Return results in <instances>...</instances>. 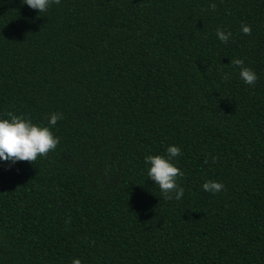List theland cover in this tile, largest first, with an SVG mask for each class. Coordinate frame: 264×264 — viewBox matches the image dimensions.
<instances>
[{
	"label": "trees",
	"instance_id": "1",
	"mask_svg": "<svg viewBox=\"0 0 264 264\" xmlns=\"http://www.w3.org/2000/svg\"><path fill=\"white\" fill-rule=\"evenodd\" d=\"M23 2L0 0V119L59 143L0 161V264H264V0ZM169 146L180 200L147 177Z\"/></svg>",
	"mask_w": 264,
	"mask_h": 264
},
{
	"label": "clouds",
	"instance_id": "2",
	"mask_svg": "<svg viewBox=\"0 0 264 264\" xmlns=\"http://www.w3.org/2000/svg\"><path fill=\"white\" fill-rule=\"evenodd\" d=\"M29 8L37 10L39 13L47 11L51 4H59L60 0H24L23 2ZM209 7L215 11L216 4L211 3ZM242 32L245 35H251V27L242 25ZM231 32H225L217 29L216 36L223 42L228 43ZM232 64L239 68V76L248 85H254L257 80L256 73L244 65L241 59H234ZM228 77L225 76L224 79ZM10 119H0V161L10 162H29L34 163L39 156H47L54 150L59 139L53 135L49 127L34 125L30 120L17 117L12 113L7 114ZM62 114L53 113L50 115L49 124L54 126ZM181 155L180 148L169 146L167 148V157L161 155H152L145 157V163L150 165L147 177L159 186L163 198L167 200H180L184 195L183 187L177 184V178L182 177L184 173L170 161L172 158ZM207 159L205 163H207ZM215 163V158L213 159ZM202 188L206 192L213 194L224 190V185L215 181H206ZM174 194V195H173ZM72 264H81L78 258H74Z\"/></svg>",
	"mask_w": 264,
	"mask_h": 264
}]
</instances>
